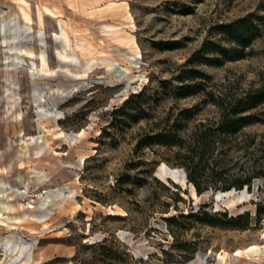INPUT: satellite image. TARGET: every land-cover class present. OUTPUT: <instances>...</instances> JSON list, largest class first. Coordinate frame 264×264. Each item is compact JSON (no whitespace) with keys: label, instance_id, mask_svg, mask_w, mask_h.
Returning a JSON list of instances; mask_svg holds the SVG:
<instances>
[{"label":"rangeland","instance_id":"obj_1","mask_svg":"<svg viewBox=\"0 0 264 264\" xmlns=\"http://www.w3.org/2000/svg\"><path fill=\"white\" fill-rule=\"evenodd\" d=\"M245 19L238 43L221 30ZM143 90L142 119L101 136ZM261 90L264 0H0V264H264V104L235 134L199 142ZM177 120L181 154L135 153ZM194 151L206 153L201 194L179 164Z\"/></svg>","mask_w":264,"mask_h":264},{"label":"trees","instance_id":"obj_2","mask_svg":"<svg viewBox=\"0 0 264 264\" xmlns=\"http://www.w3.org/2000/svg\"><path fill=\"white\" fill-rule=\"evenodd\" d=\"M248 19L240 20L237 23V29L234 31L232 30V26H222L221 30L231 39L235 42H240V39L236 36V30L239 29L241 25L246 23ZM247 45H243L245 47ZM220 48L222 51H229L227 49ZM208 50V45H204L202 50L196 53V56H203L205 52ZM202 58V57H201ZM193 60H190L192 62ZM187 85H184L179 90V94L181 97H187L189 95L195 94V91L197 89H186ZM144 95V90L139 94L131 95L127 100L124 101L123 105L117 109H115L112 112V121L111 123L102 131L101 136L109 135L108 130L109 129H116L118 126V123H121L123 121H118L119 118H126L128 121L132 123H137L142 117L137 113L139 112L137 108L132 107L134 102ZM221 100V99H220ZM264 104V90L257 91L251 95L248 96L246 101H238L232 108H230V112L228 114H225L222 116L221 122L218 124V127L208 132H203L202 135H200V144L201 145H207L211 140V135L214 134L215 131L218 132L219 138L223 135L228 134H235L237 131H239L241 128L246 127L250 124L252 121V118L250 115H245V113L249 112L250 110L258 107L259 105ZM186 113V111H184ZM183 113V115H184ZM122 120V119H120ZM181 121L177 120L173 125L166 124L164 127H160L161 129H155L152 130V133H145L140 136L136 147H135V153H138L144 149H152L155 146H164V147H174L176 146L179 148L178 154H181L180 151L183 149V143L178 139V135L176 133L181 129L182 125L180 123ZM165 123H168V120H166ZM195 157H197L198 161L194 162ZM185 159L187 161H182V163H179L180 165L184 166L187 169V176L190 182L193 183L196 191L198 194H201L205 190H209L208 187H201V185L198 182V179L196 177V174L201 177L203 172L205 171L204 167H202V162L206 160V153L201 152L197 154L195 151L192 152V155L186 156ZM140 163H132L129 165V172L136 170L137 166ZM148 166H151L150 169L145 170L144 173L147 174L149 177H151L154 168L152 162H147ZM138 174L136 176H132L129 173L123 174L121 177L117 179V187L120 188L121 186L131 183L133 186L137 185L139 182V174L140 172H137ZM143 174V173H142ZM234 187L238 190L243 189L244 183L243 182H237L235 183ZM216 189L222 190V191H230L231 186H224V187H218ZM250 189V187H249ZM102 202V201H98ZM264 214V210L260 207V205H257V215L261 216ZM172 220V219H170Z\"/></svg>","mask_w":264,"mask_h":264},{"label":"built area","instance_id":"obj_3","mask_svg":"<svg viewBox=\"0 0 264 264\" xmlns=\"http://www.w3.org/2000/svg\"><path fill=\"white\" fill-rule=\"evenodd\" d=\"M49 193H50V190L43 189L36 194L27 195V198H28L27 209H29V210L35 209L36 208V204H35L36 199L46 197L47 195H49Z\"/></svg>","mask_w":264,"mask_h":264},{"label":"bare ground","instance_id":"obj_4","mask_svg":"<svg viewBox=\"0 0 264 264\" xmlns=\"http://www.w3.org/2000/svg\"><path fill=\"white\" fill-rule=\"evenodd\" d=\"M26 16V15H25ZM29 17V16H28ZM27 18V17H26ZM28 19V18H27ZM62 25V24H61ZM29 31L30 32H32L33 31V28L32 27H29ZM60 34H55V36H56V38H61V40L63 39L64 41H65V43H68V36H67V33H66V31H65V29L64 28H60ZM21 52H23V49H20V53ZM22 54V53H21ZM62 55V54H61ZM64 58L66 59L67 57L66 56H64ZM42 72H44L43 70H41ZM186 177V176H185ZM50 199H51V197H50ZM10 241L11 240H6L5 239V241L3 242V246L6 244V242H9L10 243ZM13 241V240H12ZM15 241V240H14ZM13 241V242H14ZM8 243V244H9ZM15 243H16V241H15ZM24 244V243H23ZM23 247H25V246H27V247H31V245H27V244H24V245H22ZM8 247V246H7ZM227 255V254H226ZM235 255V254H234ZM225 257V256H224ZM235 257L236 258H241L239 255H235ZM227 260V259H226Z\"/></svg>","mask_w":264,"mask_h":264},{"label":"crops","instance_id":"obj_5","mask_svg":"<svg viewBox=\"0 0 264 264\" xmlns=\"http://www.w3.org/2000/svg\"><path fill=\"white\" fill-rule=\"evenodd\" d=\"M31 25H32V23H31ZM59 27L60 28H63V26L61 25V23L59 24ZM40 29V28H39ZM20 182H22V180L20 181ZM26 184V185H25ZM24 185H25V187L29 184L28 182H26ZM31 249V248H30ZM30 249H29V247H28V250L30 251ZM27 250V251H28ZM27 251H24V252H19L18 253V256H19V259L21 258L20 256L22 255V253H26ZM32 262H33V260L32 259H29V261H28V263L29 264H32Z\"/></svg>","mask_w":264,"mask_h":264}]
</instances>
